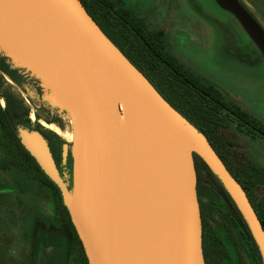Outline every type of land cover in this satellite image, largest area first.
<instances>
[{"label":"water","instance_id":"water-1","mask_svg":"<svg viewBox=\"0 0 264 264\" xmlns=\"http://www.w3.org/2000/svg\"><path fill=\"white\" fill-rule=\"evenodd\" d=\"M212 1L264 59V27L254 15L240 0ZM0 38L70 100L71 188L40 132L20 139L59 188L89 264H206L194 153L237 203L264 262V228L242 185L81 0H0Z\"/></svg>","mask_w":264,"mask_h":264},{"label":"trees","instance_id":"trees-1","mask_svg":"<svg viewBox=\"0 0 264 264\" xmlns=\"http://www.w3.org/2000/svg\"><path fill=\"white\" fill-rule=\"evenodd\" d=\"M107 36L121 49L129 60L151 81L163 98L189 123L199 130L222 158L232 175L242 185L264 228V167L252 162L244 152L234 149L229 135L234 130L247 136L264 138V122L229 98L215 83L184 67L162 46H152L141 38L124 40L119 23H106L104 0H81ZM158 41V40H157ZM140 46V47H139ZM0 71L22 88H26L23 77L17 69L10 67L6 57H0ZM2 80V79H1ZM2 85V83H1ZM4 101V105L1 102ZM30 115L24 101L9 90L0 93V172L11 177L19 192L29 194L20 197L27 217L38 226L39 236L33 247V264H39L40 257L54 251L61 256L60 264H89L82 241L63 203L59 188L46 176L34 158L23 146L18 133V122ZM44 137L57 136L53 131H39ZM62 142V141H61ZM53 145L58 160L60 143ZM57 144V145H56ZM59 145V149H58ZM59 150V151H58ZM194 162L198 178V194L215 197L219 194L229 204L221 230L224 236L209 227L203 218V248L206 264H225L232 259V251L224 240L235 246L234 233L248 246L253 264H264L258 244L251 229L214 170L197 154ZM8 183L3 184L7 189ZM0 189V243L2 233V211L6 197ZM44 191L54 207L48 214L36 204V197ZM30 230H27L29 233ZM236 250V248H235ZM235 256L234 264H245ZM0 264H6L0 254Z\"/></svg>","mask_w":264,"mask_h":264},{"label":"rangeland","instance_id":"rangeland-1","mask_svg":"<svg viewBox=\"0 0 264 264\" xmlns=\"http://www.w3.org/2000/svg\"><path fill=\"white\" fill-rule=\"evenodd\" d=\"M240 1L264 27V0ZM119 2L133 6L153 29L163 31L171 54L184 67L215 83L229 98L264 122V59L232 14L216 7L212 0H119ZM0 57L7 58L10 67L19 71L26 84V88H22L0 71V93L2 90H9L21 98L30 109V115L18 122L19 135L39 132L38 128L42 127L61 136L48 126L54 129L56 127L58 131L71 130V124L66 118L68 111L65 105L44 85L35 70L1 44ZM1 102L4 105L2 99ZM55 116L61 120L62 127L50 123L49 119ZM194 129L201 139L206 140L199 130L195 127ZM61 137L68 148V153L70 152L63 158V177L72 187L74 142ZM229 139L235 150L244 152L252 162L264 167V138L247 136L241 131L234 130ZM10 179V176L0 172V189L3 184L8 183L7 189L6 187L1 189L7 202L2 211L3 235L0 254L6 264H33V247L39 236L38 226L30 223L21 204L23 200H20V197L28 198L29 194L19 192L13 183L7 182ZM200 201L206 212L204 218L209 227L221 232L220 224L225 221V215L229 212L223 197L219 194L215 197L202 195ZM36 204L42 211L53 215L54 207L44 191L37 195ZM27 230L30 232L27 233ZM234 235L238 242L236 250L228 238L224 239L232 254H237L245 264H253L248 246L242 242L237 232ZM233 255L225 264L235 263L236 258ZM60 262L61 256L54 251L44 254L39 260V264Z\"/></svg>","mask_w":264,"mask_h":264},{"label":"flooded vegetation","instance_id":"flooded-vegetation-1","mask_svg":"<svg viewBox=\"0 0 264 264\" xmlns=\"http://www.w3.org/2000/svg\"><path fill=\"white\" fill-rule=\"evenodd\" d=\"M104 1H105L104 2V6H105V9H106L105 10V12H106L105 17L107 19L105 22L108 23V24L109 23L118 22L119 23V28H120V34H121V36H122V38L124 40L131 39L132 37H133V39L141 38V40L144 42V44H146L147 43L146 37H147V38H149L151 40L150 42L152 43V46H154V45L157 46L161 42V44H162V46H164L166 52L168 54H171V52L169 50V47H168V43L166 41L165 33L163 31H161V30L153 29L151 27L150 23L146 20V18L141 16L133 8V6L123 5V4H121L119 2V0H104ZM3 75H5V74H3ZM49 120H50L51 124H56L57 126L62 127V123H61V120L59 119V117H57V116L51 117ZM44 130L45 131H51V130L44 129L42 127L38 128V131H44ZM57 136L58 137L46 135L45 139L48 142V145H49L50 150L52 152L53 158H54V160H55V162L57 164V167L60 170L61 174L63 175L64 171H63V167H62V162H63V158H64L63 152H64V145L65 144H64V141H63L62 137L60 135H58V134H57ZM56 140H58V142L62 141V143H60L61 144V147H60V155L61 156H60L59 160H58V158L56 156V153H55L54 149H52V147H53L54 143L56 142ZM68 185L71 188V183H68ZM197 191H198V189H197ZM217 195L218 194H216V196ZM201 196L202 195L198 194L199 203H200V209H201V216L204 217L206 212L204 211V208L202 207V203L200 201V197ZM223 199L225 200V198H223ZM225 202H226V204L228 206V209H229L230 207H229L228 202L226 200H225ZM206 223H207V221H206ZM202 224H203V218H202ZM222 224H223V222L220 224V227H222ZM218 233H220V235L222 236L223 230H221V232L218 230Z\"/></svg>","mask_w":264,"mask_h":264},{"label":"bare ground","instance_id":"bare-ground-1","mask_svg":"<svg viewBox=\"0 0 264 264\" xmlns=\"http://www.w3.org/2000/svg\"><path fill=\"white\" fill-rule=\"evenodd\" d=\"M0 44L3 46V47H5L6 49H8L10 52H12L13 54H18L17 53V51H16V49L15 48H13L11 45H9L5 40H3L2 38H0ZM18 56V55H17ZM19 57V59L20 60H22L21 58H20V56H18ZM43 82H44V85L48 88V89H50L55 95H56V97H57V99L62 103V104H64V103H69L70 102V100L69 99H67L65 96H63L60 92H59V90L57 89V87H56V85L54 84V83H52L50 80H48V79H45V80H43ZM53 106V105H52ZM74 112H73V110H68V116L66 117L68 120H69V122H70V124H71V130H69V129H66V130H64V131H58L59 129L58 128H56L55 127V129H54V127H51V126H48V127H50L51 129H53V130H55V131H57L59 134H61V136H63V138H65L67 141H69V142H74L75 141V138H76V133H75V126H74ZM61 132V133H60ZM55 137H58V136H55ZM58 139V138H57ZM60 141V140H59ZM57 142H58V140H57ZM62 143V142H61ZM57 145V144H56ZM61 145V144H60ZM52 149H54L53 147H52ZM58 149H59V145H58ZM59 151V150H58Z\"/></svg>","mask_w":264,"mask_h":264}]
</instances>
